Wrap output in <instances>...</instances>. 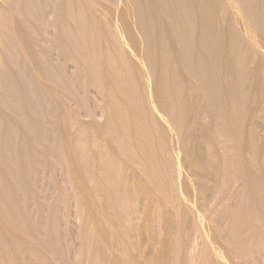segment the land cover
<instances>
[{"label":"bare ground","instance_id":"obj_1","mask_svg":"<svg viewBox=\"0 0 264 264\" xmlns=\"http://www.w3.org/2000/svg\"><path fill=\"white\" fill-rule=\"evenodd\" d=\"M66 170L133 264H264V0H0V264L55 242Z\"/></svg>","mask_w":264,"mask_h":264},{"label":"rangeland","instance_id":"obj_2","mask_svg":"<svg viewBox=\"0 0 264 264\" xmlns=\"http://www.w3.org/2000/svg\"><path fill=\"white\" fill-rule=\"evenodd\" d=\"M104 117V116H103ZM102 117V118H103ZM99 118V117H98ZM103 119H105V118H103ZM103 119H101V120H103ZM98 120H100V118L99 119H97V121ZM101 120L99 121V124H100V122H101ZM105 121V120H104ZM103 122V121H102ZM103 124V123H102ZM101 124V125H102ZM170 136H172V140H173V143H174V146H175V144H177V140H178V136H177V134L176 133H173L172 135L170 134ZM116 145H118L117 143H116ZM119 146V145H118ZM117 146V147H118ZM69 171H65V178H64V182L62 183V195H61V199L60 200H56V201H53V202H49L50 203V206H49V204H48V210H49V213H48V215H49V221H50V218H52V217H54L53 219H55L56 221H54V223H53V221H52V219H51V223H49V221H48V224H57L58 226H56V224L54 225L55 227H57V228H55L54 226V228L50 225V226H48V228H49V230H51L52 229V231L51 232H53V234H52V237L54 236V241L55 242H53L51 245L50 244H48V243H46L45 242V239H44V237H43V235H38V236H36V237H34V241L36 242V246L34 247L35 249H36V251H34L33 253H34V255H32V259H33V264H102L101 263V257L103 256L104 257V255L106 256L107 255V257H106V259L108 260L109 258L108 257H110V260H112L113 259V264L115 263V259L114 258H116L118 255L120 256V258L119 257H117L120 261H119V263L120 264H124L123 262L125 261V263L126 264H131V262H130V256L128 255V254H130V249L129 248H127V247H125V246H127L126 245V243H124V241L123 242H121V241H117V242H115L114 241V238L112 239V240H110L109 241V239H111L112 237H113V235L108 239V236H106V239H107V241H109L110 242V245L108 246L104 241V239H103V235L104 234H102L101 232H99L98 230H97V228H96V226L95 225H93V224H91V221L89 220V218H88V216H87V211H86V209L84 208V204L81 202V200H77V199H75L74 200V198H72V193H73V191H70V187H69V180H70V176H68V173ZM66 175H67V177H66ZM67 181V182H66ZM67 183V184H66ZM150 183H152L151 181H150ZM152 187V186H151ZM109 188V187H108ZM153 188V187H152ZM72 190V189H71ZM108 189H105V191H107ZM112 190V189H111ZM111 190H109V191H111ZM109 191H107V192H109ZM156 191V192H155ZM112 192V196H114L113 195V191H111ZM153 192H155L154 194L157 196V195H159L160 196V194H162L160 191H158V190H156V188H154V191ZM158 192V193H157ZM160 192V193H159ZM157 193V194H156ZM100 194H104V195H102V196H106L105 194H106V192L105 193H99V194H96V198H94V200L96 199V204L98 205V207L100 208V207H102L101 209H103V211L105 210V212H108L107 211V209L106 208H108V206H106L105 204H109L110 202H111V204H109V208H108V210L110 211L107 215L109 216V218H111L110 217V215L109 214H113V216L115 217L116 215H117V213H118V215H119V212L116 210V209H118L116 206H117V203H116V201H115V196L114 197H111V198H113V199H110V200H108L107 198H106V200L109 202H107V201H105V198H104V200L102 199V196H100ZM115 194V193H114ZM98 195H99V197H98ZM64 196V197H63ZM107 196H108V194H107ZM110 196V195H109ZM108 196V197H109ZM162 196V195H161ZM99 200H98V199ZM101 198V199H100ZM110 198V197H109ZM65 199V200H64ZM72 199V200H71ZM67 200V201H66ZM97 200H98V202H97ZM100 200H103V201H100ZM99 201H100V203H102L101 205L99 204ZM105 201V202H104ZM79 202V203H78ZM113 202V203H112ZM56 204V205H55ZM103 204H104V208H103ZM54 205V206H53ZM79 205V206H78ZM113 207H115V210H114V208ZM50 208H52V209H50ZM111 208V209H110ZM57 210V212L58 213H56V210ZM51 210V211H50ZM55 210V211H54ZM113 210H114V212L115 211H117V213L115 212V214L113 213ZM174 210V209H173ZM71 211V212H70ZM172 211V210H171ZM176 213H177V216H176V218H177V222L178 221H180V219H178L179 217H181V218H183L184 216L183 215H180L176 210H174ZM173 212V211H172ZM175 212H173L174 213V215H176V213ZM50 214H52V215H50ZM58 214V215H57ZM112 214H111V216H112ZM54 215V216H53ZM116 216V218H118L119 216ZM180 215V216H179ZM56 216V217H55ZM113 216H112V218H111V220L113 219ZM60 219V220H59ZM119 219H122L121 217H119ZM119 219H118V221H119ZM185 218H183V221L181 222L180 221V225L176 222V220H174L175 221V223L176 224H178L177 225V227L175 228V229H177L178 228V226L179 227H181V225H182V227H181V229H180V232H178L179 231V228H178V231L176 230L175 231V234H174V236L175 235H177V237L175 236V238L173 237V235H172V237L173 238H171V240L172 239H174V240H177L178 238H183V243H187V239H186V233H187V230H185L184 229V222H185V220H184ZM113 220H115V218L113 219ZM127 221V220H126ZM120 223H125V221H123V220H121V222ZM128 223V222H127ZM127 223H125L126 225H127ZM121 224V226H125V227H127L126 225H122ZM129 224V223H128ZM176 224L174 225V227L176 226ZM156 225H158L157 223H156ZM51 227V228H50ZM156 228H155V230L157 231L158 229H160V228H158V226H155ZM160 227V226H159ZM122 230L124 229L125 230V228H122V227H120ZM183 230H184V232H185V234H184V232H183ZM183 233H182V232ZM176 232H178V234H176ZM159 237L161 236L162 237V235H159V233H160V231H158V232H155ZM182 233V235L184 234V236L183 237H178L179 236V234H181ZM86 234V235H85ZM160 234H163L162 232L160 233ZM60 238H59V237ZM43 237V238H42ZM184 237H185V239H184ZM177 238V239H176ZM180 239H178V240H180ZM53 240V239H52ZM184 240L186 241V242H184ZM43 241V242H42ZM114 241V242H113ZM175 241H173L172 240V243H174ZM180 242V241H179ZM181 242H182V239H181ZM180 242V243H181ZM56 243V244H55ZM114 243V244H113ZM118 243H120V244H118ZM124 245H123V244ZM175 243H177V241L175 242ZM200 243H201V246L202 247H204L205 246V248L207 249V244L203 241V239H201L200 240ZM55 244V245H54ZM116 244V245H115ZM179 244V243H178ZM182 244V243H181ZM181 244H179V249H177L176 248V245H175V248H174V250H176L175 251V253H174V250H173V254H177L176 256H178L177 258H174V259H179V261H181L180 259H181V257H187V254L186 253H188L187 252V248H185V247H187V244H185V247H184V244H183V247H182V245ZM118 245V246H117ZM173 245V247H174V244H172ZM181 245V246H180ZM197 247H195L196 249H199L200 250V247L198 246V245H196ZM46 247V248H45ZM56 247V248H55ZM118 247L121 249H118ZM122 247V248H121ZM159 247V246H158ZM177 247H178V245H177ZM180 247H182V248H180ZM114 248H115V251H114ZM127 248V249H126ZM38 249V250H37ZM116 249H118V250H120V251H118V250H116ZM122 249H124L123 251H122ZM196 249H194V252L193 253H196L197 251H195ZM112 250V251H111ZM178 250H181V251H178ZM198 250V251H199ZM110 251V252H109ZM113 251H114V253H113ZM182 251H185L184 253L182 252ZM115 252L117 253V252H119V254L117 253V256H113L112 255V259H111V254H114L115 255ZM125 253V254H123V253ZM127 252V253H126ZM38 253V254H37ZM121 253H122V255H121ZM179 253V254H178ZM183 254V255H181V254ZM202 253V254H201ZM189 254V253H188ZM198 254V252L195 254V257H196V260H194L195 259V257H194V255H193V260L191 259L189 262H188V264H193L195 261H196V263L197 264H200L202 261V264L203 263H205L206 264V262L204 261L205 260V258L203 259L202 258V255H204L203 254V252L202 251H199V255H197ZM109 255V256H108ZM181 255V257H179ZM198 257H197V256ZM36 257V258H35ZM122 257H124L123 258V260L124 261H122ZM201 257V259H203L201 262H199L198 260H200L199 258ZM162 258V256L159 258V259H161ZM256 258V257H255ZM46 259V260H45ZM44 260V261H43ZM110 260H108V264H112V262H110ZM164 260V258L162 259V261ZM39 261V262H38ZM129 263H128V262ZM161 261V262H162ZM172 261H174V260H172ZM178 260H175V262H179ZM192 261V262H191ZM198 261V262H197ZM234 261L236 262V263H241V264H243L240 260H238V259H234ZM242 261H244V260H242ZM261 261V260H260ZM260 261L258 260L257 262H258V264H261L260 263ZM99 262V263H98ZM110 262V263H109ZM160 262V260H158V264H164L163 262L161 263H159ZM175 262H172V264H174ZM182 262V261H181ZM180 262V264H183V262L181 263ZM29 264H31V263H29ZM116 264V263H115ZM132 264H133V262H132ZM145 264H148V263H146L145 262ZM150 264V263H149ZM176 264H178V263H176ZM245 264H247V263H245Z\"/></svg>","mask_w":264,"mask_h":264}]
</instances>
